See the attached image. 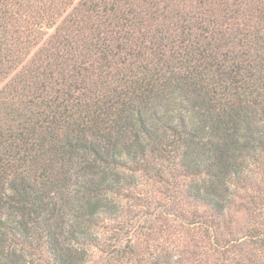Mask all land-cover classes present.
Segmentation results:
<instances>
[{
	"label": "trees",
	"instance_id": "16d2710c",
	"mask_svg": "<svg viewBox=\"0 0 264 264\" xmlns=\"http://www.w3.org/2000/svg\"><path fill=\"white\" fill-rule=\"evenodd\" d=\"M191 2L0 0V264H264V0ZM145 181L190 258L135 244Z\"/></svg>",
	"mask_w": 264,
	"mask_h": 264
},
{
	"label": "rangeland",
	"instance_id": "374dc122",
	"mask_svg": "<svg viewBox=\"0 0 264 264\" xmlns=\"http://www.w3.org/2000/svg\"><path fill=\"white\" fill-rule=\"evenodd\" d=\"M197 0H192V4L195 5ZM2 86V85H1ZM0 86V87H1ZM259 180L253 181L252 186L256 189H259L258 182ZM261 186H264L263 181L260 182ZM167 188H170L169 185L162 183H155L145 181L143 185L139 188L138 195L142 197L141 201H145V204H140L133 206L132 199L124 200L123 203L125 208L129 210V208H133V214L141 215V219H138L137 227H140L137 230L136 243L142 246L143 249H148L147 253L154 254L158 253L163 249L172 250L173 253H176V257L180 259L190 258L191 254L189 252V248H192L193 244L196 242H202L201 233L195 232V234L191 235L190 230L184 229V227H178V221L172 220L171 216H162L163 212L156 205L160 203H167L168 201V192ZM166 191V192H164ZM182 198V197H181ZM179 200V199H178ZM192 207V206H191ZM239 204L237 207H234L231 212L232 215L227 217L229 221L233 222L232 225L241 226L246 223L247 215L246 212ZM179 209H188L187 203L184 200H180L178 205ZM151 212L155 213L153 216H148L146 213ZM114 222L110 220H104L100 223V231L101 235H103L104 242H110L109 238L111 236L110 229L113 226ZM150 226V228L148 227ZM153 226V227H152ZM136 228V226H135ZM182 229V230H181ZM193 230V229H192ZM194 233V232H192ZM205 242V241H204ZM104 248H93L92 250V262L91 264H101L104 259ZM188 264H196L194 261L190 260Z\"/></svg>",
	"mask_w": 264,
	"mask_h": 264
}]
</instances>
